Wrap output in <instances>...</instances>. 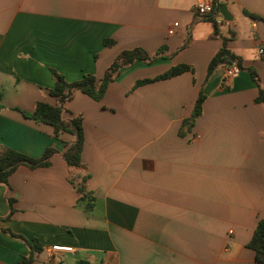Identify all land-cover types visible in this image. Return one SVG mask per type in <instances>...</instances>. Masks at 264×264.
I'll return each instance as SVG.
<instances>
[{
	"label": "crops",
	"instance_id": "crops-1",
	"mask_svg": "<svg viewBox=\"0 0 264 264\" xmlns=\"http://www.w3.org/2000/svg\"><path fill=\"white\" fill-rule=\"evenodd\" d=\"M200 3L214 0H0V147L31 158L57 151L49 167L21 165L0 184V264L30 253L7 229L39 242L32 264H254L247 244L264 218V102L248 70L264 89V0L225 2L233 20L214 14L218 37L196 13ZM224 39L243 70L227 81L221 66L207 79ZM162 47L167 58L123 68L101 101L76 92L65 104L63 118L81 116L85 134L83 167L69 168L63 144L74 136L57 138L26 116L57 104L50 69L68 82L101 80L123 51ZM182 64L194 72L133 89ZM202 91V114L187 129ZM87 174L90 210L70 181ZM56 245L74 252L50 253Z\"/></svg>",
	"mask_w": 264,
	"mask_h": 264
},
{
	"label": "trees",
	"instance_id": "trees-1",
	"mask_svg": "<svg viewBox=\"0 0 264 264\" xmlns=\"http://www.w3.org/2000/svg\"><path fill=\"white\" fill-rule=\"evenodd\" d=\"M228 0H214V13L208 16L201 17L202 19L209 21L214 26V36H219L218 24L214 14L219 13V8L222 4ZM246 16L254 20H258L259 17L255 14L244 12ZM223 47L217 52V54L211 60L208 71L207 79L221 66H226L229 61H235L241 70H243L242 62L227 48V39L223 40ZM115 42L113 40L105 41L106 45L112 46ZM165 48H160L155 55L150 56L144 49L135 48L132 50L123 51L114 62L106 70L104 77L101 80H97L95 76L86 74L81 80L76 82H68L65 77L57 70L51 68V75L54 80V88L50 90L51 96L57 98L56 105H50L48 103H38L35 111L26 115L38 123H44L54 128L56 137L58 138L61 133H68L74 136V140L71 143L63 144L62 157L67 162L69 168H81L82 165V153L85 144V134L83 126V118L81 116H73L70 119L65 120L63 118L65 104L72 100L76 92H82L85 95L91 97L95 101H101L108 89L109 84L119 76L120 71L125 68L134 65L136 62L141 61L147 64L154 63L158 58H167L165 55ZM256 83L259 96L257 102H264V89L260 84V78L255 69L248 70ZM193 73V68L189 65L182 64L175 66L168 70L166 73L154 78L146 79L136 82L133 89L150 84L157 81H164L180 76L184 73ZM206 100V96L203 91L200 93L192 116L184 123V127L190 129L195 120L202 114L203 104ZM0 96V111L3 109ZM183 135V132L180 133ZM57 153L55 148L47 149L40 158H31L20 152L0 147V184L8 185L9 177L17 170L21 165H26L32 169L39 167H49L51 165L52 157ZM90 179V175L75 176L70 179L72 185L77 189L81 195V199L87 201L86 209L90 210L95 206V197L92 191L88 189L87 182ZM10 205V215L5 219H10L13 214V200L8 199ZM10 236L15 239L23 241L29 248L30 253L27 257H24L18 264H32L33 258L36 254L42 252V247L37 240H27L25 237L19 234L13 233L11 230H4ZM247 248L255 253L254 264H264V218L258 222V225L254 231L253 237L247 244Z\"/></svg>",
	"mask_w": 264,
	"mask_h": 264
},
{
	"label": "built area",
	"instance_id": "built-area-1",
	"mask_svg": "<svg viewBox=\"0 0 264 264\" xmlns=\"http://www.w3.org/2000/svg\"><path fill=\"white\" fill-rule=\"evenodd\" d=\"M196 13L202 17L211 15L212 13H214L213 3L198 4L196 7ZM178 26H179L178 23H174L172 28L169 30V34L173 35L175 33V29ZM257 56L258 58L264 57V42L258 45ZM225 67H226L225 68V80L227 81L235 79L241 73V69L235 61H232L230 65H226ZM49 251L50 253L52 252L72 253L74 252V249L70 246L56 245V246H53Z\"/></svg>",
	"mask_w": 264,
	"mask_h": 264
},
{
	"label": "water",
	"instance_id": "water-1",
	"mask_svg": "<svg viewBox=\"0 0 264 264\" xmlns=\"http://www.w3.org/2000/svg\"><path fill=\"white\" fill-rule=\"evenodd\" d=\"M219 13L225 21L231 22L233 20V17L231 15L230 11L228 10V7L226 4H222L220 6ZM231 63H232V61H229L226 65H230Z\"/></svg>",
	"mask_w": 264,
	"mask_h": 264
}]
</instances>
